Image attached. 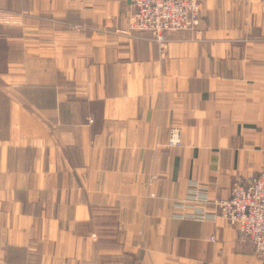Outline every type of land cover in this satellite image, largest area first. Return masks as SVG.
<instances>
[{"label": "crops", "instance_id": "crops-1", "mask_svg": "<svg viewBox=\"0 0 264 264\" xmlns=\"http://www.w3.org/2000/svg\"><path fill=\"white\" fill-rule=\"evenodd\" d=\"M0 12L23 21L0 26V264H264L222 218L174 217L192 182L226 200L264 174V0H204L164 47L129 0Z\"/></svg>", "mask_w": 264, "mask_h": 264}, {"label": "built area", "instance_id": "built-area-1", "mask_svg": "<svg viewBox=\"0 0 264 264\" xmlns=\"http://www.w3.org/2000/svg\"><path fill=\"white\" fill-rule=\"evenodd\" d=\"M203 1L129 0L134 10L130 30L148 33L160 47H164L169 34L199 27ZM21 23L19 16L0 12V26ZM182 146L180 132L172 131L166 147ZM210 206L214 211L209 210ZM175 209L176 219L208 222L222 218L236 226L241 243L252 246L255 255L264 261V174H251L235 180L226 200L211 201L207 190L192 182L186 198L177 200ZM211 241L214 242L215 238L212 237Z\"/></svg>", "mask_w": 264, "mask_h": 264}, {"label": "rangeland", "instance_id": "rangeland-1", "mask_svg": "<svg viewBox=\"0 0 264 264\" xmlns=\"http://www.w3.org/2000/svg\"><path fill=\"white\" fill-rule=\"evenodd\" d=\"M131 4V3H130ZM132 7V6H131ZM4 13V12H3ZM133 13H134V10H133V7H132V13H131V16H130V18H129V27H128V32H131V33H135L136 31H131L130 30V22H131V19H132V15H133ZM13 15H15V14H13ZM17 16V15H16ZM22 23H23V21H22ZM21 23V24H22ZM21 24H18V25H21ZM18 25H3V26H18ZM194 30H198V28H196V29H192V30H189V31H194ZM185 32H187V31H185ZM197 32H200V31H197ZM139 33H141V32H139ZM256 175H263V174H256Z\"/></svg>", "mask_w": 264, "mask_h": 264}]
</instances>
